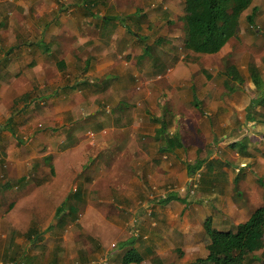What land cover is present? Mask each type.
Returning a JSON list of instances; mask_svg holds the SVG:
<instances>
[{
  "label": "crops",
  "instance_id": "crops-1",
  "mask_svg": "<svg viewBox=\"0 0 264 264\" xmlns=\"http://www.w3.org/2000/svg\"><path fill=\"white\" fill-rule=\"evenodd\" d=\"M162 4L0 0V68L19 78L0 79V264H124L129 250L139 264H208L200 262L210 251L206 219L215 230L235 231L264 205V123L257 150L249 130L220 135L205 129L215 154L204 164L206 180L199 165L195 172L182 163V124L168 131L161 114L129 112L115 118L123 122L114 125L122 139L106 129L107 118L97 110L101 94L122 96L146 83L157 95L153 75L143 79L153 66L147 72L136 67L149 48L138 52L140 36L115 30L138 31L139 14H165ZM118 35L120 52L133 50L134 41L137 53L128 60L107 50ZM260 92L264 100V88ZM195 99L192 94L193 105ZM89 131L91 141L83 137ZM219 150L235 161L232 170ZM126 152L129 168L122 172L116 162ZM246 167L256 168L259 180L241 172ZM262 241L243 264H264Z\"/></svg>",
  "mask_w": 264,
  "mask_h": 264
},
{
  "label": "rangeland",
  "instance_id": "rangeland-1",
  "mask_svg": "<svg viewBox=\"0 0 264 264\" xmlns=\"http://www.w3.org/2000/svg\"><path fill=\"white\" fill-rule=\"evenodd\" d=\"M181 1L163 0L161 9L165 6V10L162 9L165 14L160 13V15L155 9L147 15L138 13L140 16L138 31L134 28L127 32L125 27L123 29L118 27L115 30V32L120 31L140 36V44L144 46L139 48L137 45L138 52H143L146 47L149 48V57L146 58L147 56L143 55V61L141 60L140 66L136 67H141L143 71L147 72L149 67L153 66L152 74H143V79L153 75L154 89H157V95H155V91L152 92V95L151 92L149 94L145 87L146 83H143L142 87L124 91L122 96L113 94L111 91L106 92L101 94L99 102L102 101V103L98 105L97 110L107 118L104 121L106 129L110 130L113 136L118 132L117 136H120V139L125 134H121L119 130L121 128H115L114 125L123 122L115 121V118L129 112L161 114L168 131L177 129V125L182 124L181 128L186 130L183 134L186 151L180 154L183 159L182 163L190 166L195 172H198L200 167L203 168L201 179L206 180L207 165L204 164L215 154L210 152L211 147L206 145L205 129L211 128L220 135L230 133V130L234 131L232 135L235 134V131L239 133V131L249 130L250 134H253V143L250 144V147L257 150V147L263 144L260 127L264 123V100L262 103L253 104L260 99L261 92L251 82L249 67L254 66L257 69L264 86V0H253L249 8L240 16L236 37L230 39L215 55L196 54L184 49V25L181 19L184 8ZM253 9L256 11L253 14L252 23H249L247 16L253 12ZM167 10H169L168 14ZM112 27L110 26L106 32L111 33ZM129 27L133 26L129 24ZM144 35L147 37L145 38ZM117 38V41L106 43L108 44L107 50H110L111 47L113 50H120L124 42L120 41L123 39L122 36L118 35ZM133 42L132 39L129 43L130 49L133 50L130 52L129 49L121 51L123 61L128 60L132 53H137L135 47L131 48ZM121 52L119 51V54ZM148 62H151L152 65L147 66L150 64ZM231 67L235 68L236 77L231 76ZM168 70L170 71L167 72ZM17 75L16 72L8 73L0 68L1 80L14 77L15 81H18ZM155 76H159V78L156 79ZM146 93L148 95L145 97ZM192 94H195L198 100L197 108L193 105ZM119 100H124L126 104H118ZM16 105L13 107V112L19 111ZM80 107L85 108L82 105ZM248 117L254 121L253 124L248 122ZM242 126H244L243 130ZM191 130H195L196 135L191 133ZM88 133L84 132L83 137L88 141L93 140L90 139L92 136L90 131ZM243 140H247V137H244ZM140 141L145 145L143 138ZM247 141L243 142L246 147H249ZM189 143H192L191 145L194 147L195 144L199 145L198 149L194 151V148L193 152L189 153L192 149ZM215 153L221 160L227 161V168L235 164L234 160L229 159V155L224 156L220 150ZM104 156L109 158L111 154H99L102 160H105ZM214 161L215 157L212 162ZM129 162V153L126 152L121 161L116 164L121 167L122 172H125L126 168H129ZM198 165L199 168H196ZM213 168H217L216 165H212L210 170ZM241 172L249 173L254 181L259 180L256 168L247 170L246 167L241 169ZM261 183L263 182L261 181ZM251 262H253L252 264H261L260 262Z\"/></svg>",
  "mask_w": 264,
  "mask_h": 264
},
{
  "label": "trees",
  "instance_id": "trees-1",
  "mask_svg": "<svg viewBox=\"0 0 264 264\" xmlns=\"http://www.w3.org/2000/svg\"><path fill=\"white\" fill-rule=\"evenodd\" d=\"M184 10L185 50L196 54L214 55L219 53L239 28L241 14L249 8L253 0H182ZM247 16L252 23L253 14ZM250 79L257 89H261L262 80L254 66L249 67ZM231 76L236 77V70L231 67ZM233 77V78H234ZM261 96L258 102L262 103ZM197 108L198 100H194ZM176 137L167 140L168 148L174 146ZM209 238L210 251L200 260L208 264H243L245 257L262 249L264 236V205L256 209L250 217L237 226L235 231H218L212 228L211 219L204 223ZM141 258L134 250H129L123 258L124 264H139Z\"/></svg>",
  "mask_w": 264,
  "mask_h": 264
}]
</instances>
